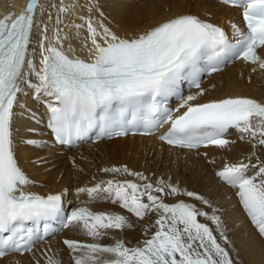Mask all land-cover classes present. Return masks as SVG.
I'll use <instances>...</instances> for the list:
<instances>
[{
	"label": "snow or ice",
	"instance_id": "1",
	"mask_svg": "<svg viewBox=\"0 0 264 264\" xmlns=\"http://www.w3.org/2000/svg\"><path fill=\"white\" fill-rule=\"evenodd\" d=\"M220 2L242 10L246 30L232 23L230 36L218 24L184 12L129 37L113 31L102 18L87 16L79 24H65L64 17L77 5L63 0L52 5L57 17L51 33L41 19L45 10L41 0H28L19 14L0 18V257L31 252L59 219L64 227L76 226L91 238V242L63 240L70 264H235L214 229L200 220L214 224L227 242L223 221L216 214L219 210L171 179L145 176L126 165L103 168L104 173L134 179L113 178L76 187V194H86L87 200L67 214V189L47 194L32 191L35 181L19 162L13 127L25 88L32 89L36 99L43 97L46 126L61 145H72L93 133L98 139L141 130L151 134L167 125L159 139L168 145L223 149L235 143L229 139L235 130L250 152L238 162L224 163L215 175L236 189L251 224L264 237V101L242 95L200 100L206 94L203 75L220 71L234 59L252 65L253 72L264 71V0ZM82 31L87 33L82 44L87 59L74 47ZM185 82L196 91L184 95ZM170 97L179 100L174 109L168 106ZM180 196L208 206L210 212L185 199L167 202ZM101 198L130 215L93 210L90 205ZM130 216L137 222L155 217L143 240L134 245L124 239L102 242L110 232L131 229ZM50 251L45 252V264H64Z\"/></svg>",
	"mask_w": 264,
	"mask_h": 264
},
{
	"label": "bare ground",
	"instance_id": "2",
	"mask_svg": "<svg viewBox=\"0 0 264 264\" xmlns=\"http://www.w3.org/2000/svg\"><path fill=\"white\" fill-rule=\"evenodd\" d=\"M27 3L28 0H0V18L9 13L19 14ZM41 3L45 6L41 19L49 26L51 33L57 17V8L52 5L60 4L61 0H41ZM63 3L77 5L72 14L64 17L65 24H79L80 18L87 16L102 18L113 31L129 37L184 12L200 15L210 22L219 24L229 34L232 33L231 24L240 23L239 11L227 7L218 0H63ZM101 13L103 17L100 16ZM37 15L40 16L39 9ZM65 31L74 33V29L70 28H65ZM86 35V31H82L79 38L74 41L77 54L85 59L88 53L82 44ZM252 67L242 60L235 59L220 71L205 76L201 86L206 90V94L200 100L203 102L242 95L264 101V71L253 72ZM189 91L194 92L196 89ZM189 91L183 94L188 95ZM19 104L20 106L15 109L13 125L16 150L21 166L35 181L32 191L47 194L67 189L64 206H68L67 211L70 213L72 209L80 206L82 201L87 200L86 194L79 196L76 194V187L92 186L99 180L113 178L134 179L123 173H104L103 168L126 165L130 170L141 172L145 176L171 179L182 189L195 191L204 196L211 202L212 208L219 210L216 214L220 215L223 221L227 242L220 237L218 231H215L214 224L204 218L200 220L209 223L214 229L218 242L229 250L235 264H264V237L260 236L251 224L250 218L239 203L236 189L215 175L224 163L238 162L250 152V146L246 141L238 139L239 134L235 130H231L229 136L235 143L223 149L216 146H201L195 150L180 149L160 142L156 136L126 135L108 140L101 139L72 150L66 146L54 145L50 138L43 97L36 99L33 90L25 88V94L19 96ZM31 129L35 131H30ZM28 139H36L39 143L27 144L25 141ZM175 199L196 203L198 207L210 212L208 206L183 196L169 197L167 202H174ZM90 207L95 211L130 215L118 204L104 198L98 199ZM154 219L152 216L143 222H137L135 217L130 216L133 223L131 229L110 232L102 242L112 243L115 239H124L129 245H134L145 238V230ZM66 238L91 242V238L82 230L69 225L63 227L58 235L36 243L31 252L23 254L13 252L0 257V264H45V252L49 249L51 250L48 252L49 255L57 253L64 264H70L68 250L63 244Z\"/></svg>",
	"mask_w": 264,
	"mask_h": 264
},
{
	"label": "rangeland",
	"instance_id": "3",
	"mask_svg": "<svg viewBox=\"0 0 264 264\" xmlns=\"http://www.w3.org/2000/svg\"><path fill=\"white\" fill-rule=\"evenodd\" d=\"M81 146H85V145H80V147H81ZM74 149H75V148H74ZM74 149H72V150H74ZM39 164H40V163H39ZM47 169H48V168H47ZM68 213H69V211H68ZM57 235H58V234H57Z\"/></svg>",
	"mask_w": 264,
	"mask_h": 264
}]
</instances>
